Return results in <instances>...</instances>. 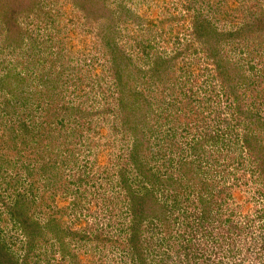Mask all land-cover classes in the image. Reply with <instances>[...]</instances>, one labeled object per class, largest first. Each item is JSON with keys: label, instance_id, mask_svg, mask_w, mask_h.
I'll return each instance as SVG.
<instances>
[{"label": "rangeland", "instance_id": "1", "mask_svg": "<svg viewBox=\"0 0 264 264\" xmlns=\"http://www.w3.org/2000/svg\"><path fill=\"white\" fill-rule=\"evenodd\" d=\"M0 264H264V0H0Z\"/></svg>", "mask_w": 264, "mask_h": 264}]
</instances>
